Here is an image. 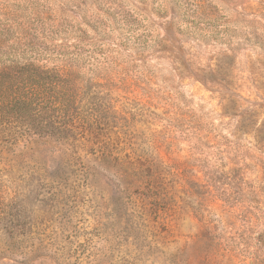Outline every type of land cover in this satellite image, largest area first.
<instances>
[{
  "label": "rangeland",
  "instance_id": "obj_1",
  "mask_svg": "<svg viewBox=\"0 0 264 264\" xmlns=\"http://www.w3.org/2000/svg\"><path fill=\"white\" fill-rule=\"evenodd\" d=\"M14 64L78 130L0 122V264H264V0H0Z\"/></svg>",
  "mask_w": 264,
  "mask_h": 264
},
{
  "label": "trees",
  "instance_id": "obj_2",
  "mask_svg": "<svg viewBox=\"0 0 264 264\" xmlns=\"http://www.w3.org/2000/svg\"><path fill=\"white\" fill-rule=\"evenodd\" d=\"M67 76L33 64L1 66L0 122H14L38 138L75 135L78 129L68 120L80 96Z\"/></svg>",
  "mask_w": 264,
  "mask_h": 264
}]
</instances>
